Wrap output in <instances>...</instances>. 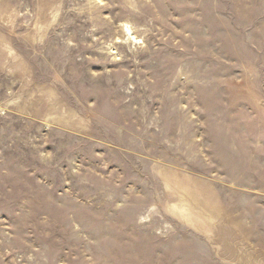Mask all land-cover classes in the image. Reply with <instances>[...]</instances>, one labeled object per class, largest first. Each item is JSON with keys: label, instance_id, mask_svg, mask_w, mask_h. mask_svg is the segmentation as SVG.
<instances>
[{"label": "rangeland", "instance_id": "obj_1", "mask_svg": "<svg viewBox=\"0 0 264 264\" xmlns=\"http://www.w3.org/2000/svg\"><path fill=\"white\" fill-rule=\"evenodd\" d=\"M0 264H264V0H0Z\"/></svg>", "mask_w": 264, "mask_h": 264}]
</instances>
